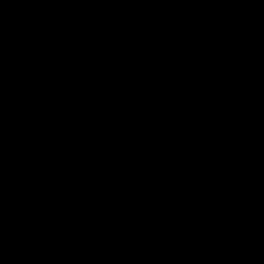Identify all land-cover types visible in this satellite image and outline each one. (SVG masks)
Masks as SVG:
<instances>
[{"label":"water","instance_id":"1","mask_svg":"<svg viewBox=\"0 0 264 264\" xmlns=\"http://www.w3.org/2000/svg\"><path fill=\"white\" fill-rule=\"evenodd\" d=\"M0 264H264V0H0Z\"/></svg>","mask_w":264,"mask_h":264}]
</instances>
